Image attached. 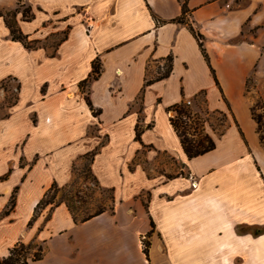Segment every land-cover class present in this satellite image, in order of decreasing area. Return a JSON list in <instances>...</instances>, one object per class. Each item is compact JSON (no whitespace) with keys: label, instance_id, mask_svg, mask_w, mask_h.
<instances>
[{"label":"crops","instance_id":"obj_1","mask_svg":"<svg viewBox=\"0 0 264 264\" xmlns=\"http://www.w3.org/2000/svg\"><path fill=\"white\" fill-rule=\"evenodd\" d=\"M20 4L33 13L14 14L31 46L0 15V81L20 84L0 118V258L23 242L43 248L28 264H264V141L252 112L264 104V0H0ZM199 97L195 113L225 114L224 129L203 117L215 147L190 158L170 107ZM92 151L114 210L76 222L61 202L29 223Z\"/></svg>","mask_w":264,"mask_h":264},{"label":"trees","instance_id":"obj_2","mask_svg":"<svg viewBox=\"0 0 264 264\" xmlns=\"http://www.w3.org/2000/svg\"><path fill=\"white\" fill-rule=\"evenodd\" d=\"M187 12V8L183 5V14H185ZM25 17L30 18L33 16V13L31 12L30 7H25L24 9V14ZM183 18V16L178 17V20L181 21ZM8 26L10 27V31L12 34V37L14 39H19L21 40L26 46H30L29 41L26 39V37L24 36V34L20 31V29L18 28V26L16 25V20L15 21H8ZM190 29L192 30V32L194 33V35L196 36V38L199 41V44L202 48V51L205 55L206 58H208V55L203 47V42H202V34L197 31L191 24H190ZM100 63H98V60L95 59L93 61V70L92 73L90 74V77H96L98 76V74L100 73ZM170 72V68L162 75V76H166L168 73ZM87 82V79L83 80L81 82V87L82 89L85 88V83ZM85 91V90H84ZM91 105V103H90ZM259 107L258 103L256 105H254L252 107V112H253V116L256 119L257 123H258V128L260 131V135H261V139L262 141H264V126H262V119L264 118V113H257V108ZM264 104L261 103V106L259 108H263ZM92 110L94 113H97V111L95 109ZM170 110H174L175 111V115L170 117L171 123L173 124L174 128L176 129V131L178 132V134L180 135L182 144H183V148L186 152V154L188 155V157H193L202 153H205L206 151H209L211 149H213L215 147V141L214 139L205 131L204 128V123H205V118H202L198 113H195L191 110L190 106L187 104V101H181L179 103L174 104L172 107H170ZM223 114V113H222ZM225 115V114H223ZM193 128L194 131L197 132V130H200L199 133H202L201 135H199V137H195V133H191L190 129ZM139 128L137 127V135L139 136ZM92 157L95 154V151L90 152ZM89 154V153H87ZM94 175V174H93ZM94 178L96 179V181L98 182L96 176L94 175ZM99 183V182H98ZM71 184H68L66 187L70 186ZM57 187V185L54 183L51 188L46 192V194L44 195V197L38 202V204L35 207V211L34 214L31 218V220L29 221V223H32L33 220L37 217V215L40 212L41 208H44L46 205L48 204H59L61 202H64L67 207L69 208L74 220L76 222H83L86 221L90 218H92L93 216H96L104 211L107 210H114V195H113V189L112 188H108L109 191L112 192V196H111V201L112 203L108 206L107 204H105L104 206L96 209L93 212H86L84 211V213L82 214V216H78L76 211H75V206L73 204V200L80 199L79 196V191H75L73 195H67L64 194L62 195V197L58 200L55 201V197L51 196L48 197L49 192L51 189ZM150 233V232H149ZM148 233V234H149ZM33 246V243L30 244H25L23 242H19L17 243L15 246H13L10 249V253L3 258H0V264H28L30 259H39L41 258L42 254H43V248L41 245H37L38 249L32 254V255H26V254H21L22 251H27V249L31 248ZM35 246V245H34ZM148 246L149 244L146 243V246L144 247V250L146 253H148Z\"/></svg>","mask_w":264,"mask_h":264},{"label":"rangeland","instance_id":"obj_3","mask_svg":"<svg viewBox=\"0 0 264 264\" xmlns=\"http://www.w3.org/2000/svg\"><path fill=\"white\" fill-rule=\"evenodd\" d=\"M22 6L23 5L20 4V6H17L16 9L14 10H9L8 8H0V15H3L5 17L6 22L7 20L13 22L16 20L14 17L16 10L20 9L24 14L25 7H22ZM29 43L31 46L32 44L30 41ZM19 88H20L19 81L13 77H9V78H6L0 81V118L8 114V108L11 107L14 104V102L17 100ZM258 105L259 107L261 106V101L259 100H258ZM199 106L201 108L204 106L203 97L197 98L196 102L193 101V103L191 104V109L194 112H196L195 109H197ZM259 107L257 108L256 112L262 114L264 110H262L261 108L259 109ZM170 114H173V112H170ZM199 115L202 118L207 117L208 119H210L212 126L216 128L218 131H221L222 129H224V116L222 114L210 113L209 115H206V114L202 115L201 113H199ZM262 126H264V118L262 119ZM190 132L195 133V137H199V135L202 134V133H199L200 130H197L196 132L194 131L193 128L190 129ZM92 158L93 157L91 153H89V154L83 155L79 160H77L74 165L73 179L69 183L71 185L68 186L67 188H64L68 184L63 185V186H58L56 184L57 187L51 189L48 195V197L54 196L55 201H58L64 194L73 195L75 191H79L78 193H79L80 199L73 200L75 211L79 217L82 216L84 211L93 212L96 209L104 206L105 204L109 206L112 203L111 201L112 192L109 191L108 188L102 187L94 178V175L91 169ZM159 159H160L159 165L158 167H156L157 171L162 170L161 164L164 161L163 156H160ZM164 159L167 163L168 162L171 163L172 161L171 158L169 157H164ZM140 161L143 162L146 168H149L150 165H148V163L146 162V158H144L142 154H140ZM147 198H149V196L146 193V191L142 192L140 196V200L143 201L145 207H147L148 202H149ZM108 211H111V210H108ZM140 240L143 243L144 247L146 246V243L150 244V237L148 236V234L144 233L143 235H141ZM37 245H41V244L33 243V246L31 248L27 249V251L25 249V251H22L21 254L22 255L26 254L28 256L32 255L38 249ZM178 254H181L183 258L187 259L189 255L191 254L196 255L198 254V252H196L194 249H190L182 253H178V251H172L171 253L173 258H175V256H178ZM157 257H158V253H154L153 258L157 259Z\"/></svg>","mask_w":264,"mask_h":264},{"label":"built area","instance_id":"obj_4","mask_svg":"<svg viewBox=\"0 0 264 264\" xmlns=\"http://www.w3.org/2000/svg\"><path fill=\"white\" fill-rule=\"evenodd\" d=\"M190 103H191V101L188 100V101H187V104H190ZM170 112H173V114H170V116H174V115H175V111H174V110H172V111H170Z\"/></svg>","mask_w":264,"mask_h":264}]
</instances>
